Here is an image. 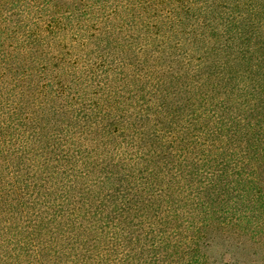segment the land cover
I'll return each instance as SVG.
<instances>
[{"label":"trees","instance_id":"1","mask_svg":"<svg viewBox=\"0 0 264 264\" xmlns=\"http://www.w3.org/2000/svg\"><path fill=\"white\" fill-rule=\"evenodd\" d=\"M0 264H264V0H0Z\"/></svg>","mask_w":264,"mask_h":264}]
</instances>
